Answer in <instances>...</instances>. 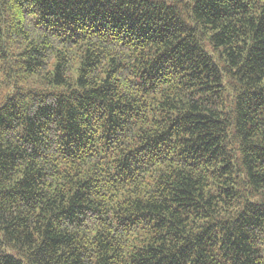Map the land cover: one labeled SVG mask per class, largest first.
<instances>
[{
    "label": "trees",
    "instance_id": "1",
    "mask_svg": "<svg viewBox=\"0 0 264 264\" xmlns=\"http://www.w3.org/2000/svg\"><path fill=\"white\" fill-rule=\"evenodd\" d=\"M0 264H264V0H0Z\"/></svg>",
    "mask_w": 264,
    "mask_h": 264
}]
</instances>
